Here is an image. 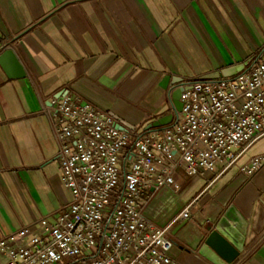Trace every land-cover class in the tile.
<instances>
[{
	"label": "crops",
	"instance_id": "crops-1",
	"mask_svg": "<svg viewBox=\"0 0 264 264\" xmlns=\"http://www.w3.org/2000/svg\"><path fill=\"white\" fill-rule=\"evenodd\" d=\"M263 43L264 0H0V54L11 48L19 60L13 69L0 61V238L54 222L71 198L44 101L68 91L133 129L161 128L181 81L244 63ZM263 151L264 139L221 176L178 169L179 191H149L146 216L173 222V264L220 260L201 250L231 204L247 234L230 264H264V166L242 170Z\"/></svg>",
	"mask_w": 264,
	"mask_h": 264
},
{
	"label": "built area",
	"instance_id": "built-area-1",
	"mask_svg": "<svg viewBox=\"0 0 264 264\" xmlns=\"http://www.w3.org/2000/svg\"><path fill=\"white\" fill-rule=\"evenodd\" d=\"M182 109L161 128L133 129L111 112L62 92L42 103L70 200L54 222L0 238V264H173L169 223L145 214L149 191H179L176 172L221 176L264 139V43L231 77L186 79ZM264 166V151L242 167ZM192 203L177 220L188 218Z\"/></svg>",
	"mask_w": 264,
	"mask_h": 264
},
{
	"label": "water",
	"instance_id": "water-1",
	"mask_svg": "<svg viewBox=\"0 0 264 264\" xmlns=\"http://www.w3.org/2000/svg\"><path fill=\"white\" fill-rule=\"evenodd\" d=\"M0 61H5L8 63L9 67L13 69L15 66L17 67L19 64V60L16 57L13 49L7 48L0 54ZM248 61L244 63L235 64L233 66H229L220 71L213 72L204 76V79H217L221 77H231L239 72H241ZM22 73V72H21ZM23 72L22 75H24ZM181 92L179 89L174 93V103L178 110L182 109V103L180 102ZM118 118V117H117ZM172 118V116H171ZM118 120L126 125L123 120L118 118ZM169 122L167 119L159 120L155 123L156 126L160 124H166ZM130 127V126H129ZM232 223L233 226L230 224ZM237 227L239 230L236 232L234 230ZM247 234V221L244 220L243 216L238 212L236 206L231 204L229 208L224 212L221 216L220 220L217 222L216 226L210 232L209 236L205 240V245L201 253H205L204 250L208 249V247L217 251L218 255L221 257L220 260L208 254V258L214 262L215 264H230L235 260L237 255L244 249L245 240ZM229 243L232 245V249H229Z\"/></svg>",
	"mask_w": 264,
	"mask_h": 264
}]
</instances>
